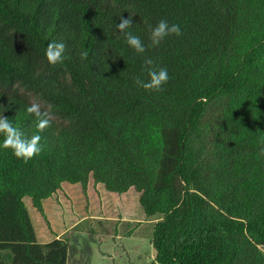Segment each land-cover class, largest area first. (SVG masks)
<instances>
[{"label":"trees","instance_id":"obj_1","mask_svg":"<svg viewBox=\"0 0 264 264\" xmlns=\"http://www.w3.org/2000/svg\"><path fill=\"white\" fill-rule=\"evenodd\" d=\"M120 16L146 46L162 19L182 34L137 54ZM61 40L66 58L51 66L46 45ZM145 57L167 69L163 90L134 83L148 79ZM32 97L53 116L43 132ZM0 107L43 146L27 163L0 148V264H67L65 240L37 241L24 198L44 215L62 183L85 195L90 179L133 188L158 217L157 264H264V0H0Z\"/></svg>","mask_w":264,"mask_h":264},{"label":"rangeland","instance_id":"obj_2","mask_svg":"<svg viewBox=\"0 0 264 264\" xmlns=\"http://www.w3.org/2000/svg\"><path fill=\"white\" fill-rule=\"evenodd\" d=\"M32 100L48 110L40 99ZM219 110L217 101L207 111V127L202 132L210 143L215 125L212 118ZM24 200L37 241L65 240L67 264H156L150 240L158 217L144 216L133 188L119 194L94 184L84 195L79 184L65 182L42 201L44 215L28 197ZM260 249L264 255V246Z\"/></svg>","mask_w":264,"mask_h":264},{"label":"clouds","instance_id":"obj_3","mask_svg":"<svg viewBox=\"0 0 264 264\" xmlns=\"http://www.w3.org/2000/svg\"><path fill=\"white\" fill-rule=\"evenodd\" d=\"M133 24L132 16H120L116 29L124 36L126 44L137 54L145 53L147 47H158L167 37L173 35L179 37L182 34L180 25L169 24L167 20L162 19L155 26H148L150 43L146 46L139 36L129 31ZM65 52L66 44L62 40L49 42L45 48L47 63L51 66L61 64L66 58ZM88 55L89 53L85 50L80 53V59L84 60ZM143 64V70L146 71L148 79L145 81L137 77L134 83L147 91L163 90V85L170 79L167 69L156 67L155 61L150 57H145ZM26 112L35 117L37 121L36 127L39 132H43L51 125L53 116L49 111L42 110L40 103H31L26 108ZM0 135L3 136L0 148L11 149L13 155L24 163L39 155L43 150V146L40 143L42 139L41 135L34 134L30 138L25 137L17 127L13 126L9 118L2 114H0ZM261 144L264 145V140H261ZM258 155L264 157V147H260Z\"/></svg>","mask_w":264,"mask_h":264},{"label":"crops","instance_id":"obj_4","mask_svg":"<svg viewBox=\"0 0 264 264\" xmlns=\"http://www.w3.org/2000/svg\"><path fill=\"white\" fill-rule=\"evenodd\" d=\"M92 180L90 179L88 182H87V187H86V194L88 195L89 194V189H90V187H92L93 188V186H94V183H93V181L91 182ZM65 183V182H64ZM75 184H77V183H75ZM95 184H97V185H99L100 183H95ZM62 185H63V183L61 184V187H62ZM60 187V188H61ZM44 202V201H43ZM43 205V204H42ZM157 264V263H156Z\"/></svg>","mask_w":264,"mask_h":264}]
</instances>
